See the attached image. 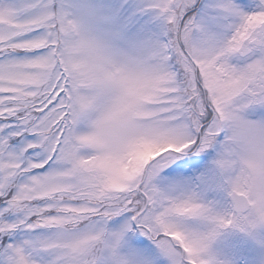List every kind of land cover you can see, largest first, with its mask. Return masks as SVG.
Returning a JSON list of instances; mask_svg holds the SVG:
<instances>
[{"label": "snow or ice", "instance_id": "obj_1", "mask_svg": "<svg viewBox=\"0 0 264 264\" xmlns=\"http://www.w3.org/2000/svg\"><path fill=\"white\" fill-rule=\"evenodd\" d=\"M0 264H264V0H0Z\"/></svg>", "mask_w": 264, "mask_h": 264}]
</instances>
